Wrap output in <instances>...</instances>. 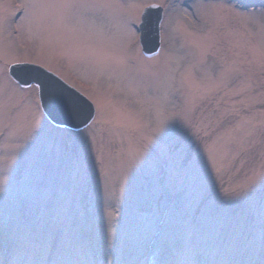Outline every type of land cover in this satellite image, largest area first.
Returning <instances> with one entry per match:
<instances>
[{"label": "rangeland", "instance_id": "1", "mask_svg": "<svg viewBox=\"0 0 264 264\" xmlns=\"http://www.w3.org/2000/svg\"><path fill=\"white\" fill-rule=\"evenodd\" d=\"M24 61L89 125L53 124ZM0 264H264V0H0Z\"/></svg>", "mask_w": 264, "mask_h": 264}, {"label": "water", "instance_id": "2", "mask_svg": "<svg viewBox=\"0 0 264 264\" xmlns=\"http://www.w3.org/2000/svg\"><path fill=\"white\" fill-rule=\"evenodd\" d=\"M152 10L145 13L148 20L144 23L143 50L146 53L157 51L160 46L157 22L151 19ZM145 19V20H146ZM10 73L23 84L36 82L39 84V95L42 107L47 115L56 123L74 128L85 126L94 115L93 103L77 89L61 78L43 68L30 63H15L10 67ZM55 91L61 97L70 99L72 103L65 106L62 103L53 104L51 94Z\"/></svg>", "mask_w": 264, "mask_h": 264}, {"label": "snow or ice", "instance_id": "3", "mask_svg": "<svg viewBox=\"0 0 264 264\" xmlns=\"http://www.w3.org/2000/svg\"><path fill=\"white\" fill-rule=\"evenodd\" d=\"M51 100L53 104L62 103L65 106H68L72 103L70 99L59 96L58 94L55 93V91H53L51 94Z\"/></svg>", "mask_w": 264, "mask_h": 264}]
</instances>
